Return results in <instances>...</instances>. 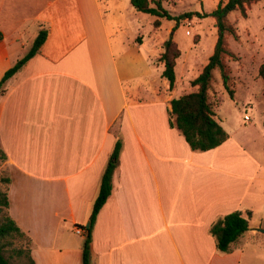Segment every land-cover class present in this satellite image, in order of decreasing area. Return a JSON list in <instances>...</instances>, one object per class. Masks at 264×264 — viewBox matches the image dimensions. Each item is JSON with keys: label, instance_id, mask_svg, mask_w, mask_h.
I'll list each match as a JSON object with an SVG mask.
<instances>
[{"label": "crops", "instance_id": "1", "mask_svg": "<svg viewBox=\"0 0 264 264\" xmlns=\"http://www.w3.org/2000/svg\"><path fill=\"white\" fill-rule=\"evenodd\" d=\"M123 19L100 0H0V81L48 31L0 93V186L10 180L9 215L33 259L83 264L85 236L74 229L90 223L119 139L112 194L92 230V264H264L256 157L229 132L221 106L216 120L230 138L210 151L190 148L175 117L170 125L171 102L183 94L178 65L173 89L162 77L168 39L139 36L127 48ZM198 76L188 73V93ZM236 211L252 213L249 231L220 252L210 227Z\"/></svg>", "mask_w": 264, "mask_h": 264}, {"label": "trees", "instance_id": "2", "mask_svg": "<svg viewBox=\"0 0 264 264\" xmlns=\"http://www.w3.org/2000/svg\"><path fill=\"white\" fill-rule=\"evenodd\" d=\"M259 1L261 0L220 1L212 13H197L200 18L211 16L215 19L218 37L214 52L199 76L191 82V86L196 88V90L173 99L169 112L170 125L173 126L172 119L175 117L177 128L194 151L206 152L213 150L230 138V135L216 120L217 115L211 92L216 80L215 74L218 72L225 91L231 99H234V82L228 59H235L236 55L230 49L228 39L232 37L237 40L239 36L229 16L231 13L239 11L245 17L246 8ZM161 2L162 0H131V5L138 12L154 17L153 25L156 29L161 26V19L175 20L177 26H179L182 20L191 18L194 15V13H185L179 16H172L163 8ZM47 37L48 31L45 29L41 30L29 53L5 73L0 81L1 94L5 92L7 81L40 51ZM3 38L4 36L0 32V42ZM181 54L178 44L171 36L163 44V53L159 59L165 67L162 77L168 80L171 89L176 84V66ZM259 75L264 84V64L259 68ZM121 149L122 142L118 139L101 177L99 193L90 218V228L83 227L86 231L83 243V264H92V230L99 212L112 194V180L118 165ZM6 160V154L0 149V164ZM9 182L8 178H3L1 180L2 186H0V264H36L32 257L30 239L9 215L7 194ZM247 216L245 217L242 212L236 211L220 217L211 225L210 234L215 238L217 249L220 252H230L232 246L239 238L249 231V219L252 217V213L248 212Z\"/></svg>", "mask_w": 264, "mask_h": 264}, {"label": "rangeland", "instance_id": "3", "mask_svg": "<svg viewBox=\"0 0 264 264\" xmlns=\"http://www.w3.org/2000/svg\"><path fill=\"white\" fill-rule=\"evenodd\" d=\"M100 1L106 14L117 10L123 15L121 28L127 48L139 36L148 44H152L156 38L163 41L174 36V41L182 53L177 60L181 94L188 93V73L193 77L198 76L213 54L218 37L215 19L211 16L200 18L197 13L210 14L220 1L227 0H162L163 8L172 16L185 13L194 15L182 20L179 26L175 20L161 19L162 24L158 29L153 25L155 18L138 12L130 0ZM229 19L239 36L237 40L232 37L228 39L229 47L236 55L235 59H228L235 97L231 99L225 91L218 72L215 74L211 96L215 110L221 106L220 112L229 132L256 157L263 178L264 84L259 75V68L264 64V0L249 5L245 17L236 11L230 14ZM245 117H249L250 122L246 121ZM255 190L254 205L259 210L264 208V181H259Z\"/></svg>", "mask_w": 264, "mask_h": 264}, {"label": "built area", "instance_id": "4", "mask_svg": "<svg viewBox=\"0 0 264 264\" xmlns=\"http://www.w3.org/2000/svg\"><path fill=\"white\" fill-rule=\"evenodd\" d=\"M245 120H246V121H250V118H249V117H245ZM74 232H75L76 234H78V235H85V233H86L85 229L80 228V227L75 228V229H74Z\"/></svg>", "mask_w": 264, "mask_h": 264}, {"label": "water", "instance_id": "5", "mask_svg": "<svg viewBox=\"0 0 264 264\" xmlns=\"http://www.w3.org/2000/svg\"><path fill=\"white\" fill-rule=\"evenodd\" d=\"M86 228H90V223H87ZM262 232L264 233V230Z\"/></svg>", "mask_w": 264, "mask_h": 264}]
</instances>
